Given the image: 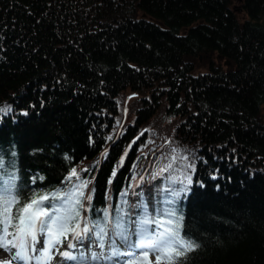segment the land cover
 I'll list each match as a JSON object with an SVG mask.
<instances>
[{
    "label": "trees",
    "instance_id": "obj_1",
    "mask_svg": "<svg viewBox=\"0 0 264 264\" xmlns=\"http://www.w3.org/2000/svg\"><path fill=\"white\" fill-rule=\"evenodd\" d=\"M0 107L21 203L75 169L134 221L187 174L179 264H264V0H0Z\"/></svg>",
    "mask_w": 264,
    "mask_h": 264
},
{
    "label": "snow or ice",
    "instance_id": "obj_2",
    "mask_svg": "<svg viewBox=\"0 0 264 264\" xmlns=\"http://www.w3.org/2000/svg\"><path fill=\"white\" fill-rule=\"evenodd\" d=\"M8 110L0 107V114ZM174 164L175 157L154 171L153 178L171 172ZM14 168V161H6L0 153V250L12 255L11 259L0 260V264H52L56 254L69 264H152L153 256L155 264H179L181 257L198 247L182 235L183 217L175 208L176 198L192 182L190 175L184 174L182 179L168 177L170 186L159 192L165 207L157 209L155 216L142 202V213L134 221L122 205H117L115 215L105 209L102 219L90 220L82 215L87 211L84 201L91 200L90 195H85L89 181L81 179L75 169L67 179L75 178L78 183L54 193L36 192L21 203ZM177 182L179 188L174 187ZM121 195L125 198L122 204H127V192ZM160 215L167 218L157 219ZM85 239L91 241L88 255L73 242L82 245ZM65 241L67 248L74 251H60ZM91 247L100 251H92Z\"/></svg>",
    "mask_w": 264,
    "mask_h": 264
},
{
    "label": "rangeland",
    "instance_id": "obj_3",
    "mask_svg": "<svg viewBox=\"0 0 264 264\" xmlns=\"http://www.w3.org/2000/svg\"><path fill=\"white\" fill-rule=\"evenodd\" d=\"M198 71V70H197ZM196 71V72H197ZM204 70H200L199 72H203ZM86 243V242H85ZM84 243V244H85ZM65 250H71V249H67V247L63 248ZM97 249L95 247H92V251H96ZM105 251H107V248L105 249ZM107 253V252H106ZM59 255V254H58ZM123 259H126L125 257H122ZM123 259H120V260H123ZM151 260H152V264H155V257H151ZM115 262V261H114ZM114 264V263H113Z\"/></svg>",
    "mask_w": 264,
    "mask_h": 264
},
{
    "label": "water",
    "instance_id": "obj_4",
    "mask_svg": "<svg viewBox=\"0 0 264 264\" xmlns=\"http://www.w3.org/2000/svg\"><path fill=\"white\" fill-rule=\"evenodd\" d=\"M226 64H228V63L226 62Z\"/></svg>",
    "mask_w": 264,
    "mask_h": 264
}]
</instances>
